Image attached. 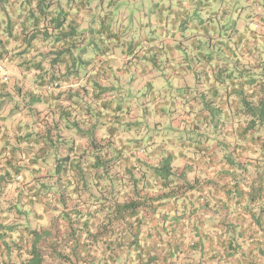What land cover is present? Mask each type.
I'll return each instance as SVG.
<instances>
[{
    "label": "trees",
    "instance_id": "16d2710c",
    "mask_svg": "<svg viewBox=\"0 0 264 264\" xmlns=\"http://www.w3.org/2000/svg\"><path fill=\"white\" fill-rule=\"evenodd\" d=\"M178 2L138 56L91 0H0V264H264V0L213 35Z\"/></svg>",
    "mask_w": 264,
    "mask_h": 264
},
{
    "label": "rangeland",
    "instance_id": "374dc122",
    "mask_svg": "<svg viewBox=\"0 0 264 264\" xmlns=\"http://www.w3.org/2000/svg\"><path fill=\"white\" fill-rule=\"evenodd\" d=\"M178 1H181L185 5L187 4V7L189 8L185 19V24L188 26L186 29L189 30L193 24H199L198 28H191L193 30V34H199V32L203 34V32L206 30L209 31V34L211 35L214 34V28L212 26L218 27V22L220 25H224L223 28L231 29V15L234 14L235 11H237L236 16L232 17V19H235L236 24L238 25V23H242V20L244 19V16L250 7H256L258 1L262 2V0H116L115 2H112V4H109V0H91L92 16L85 15L89 18V20L86 21L84 26L87 29H90V32L94 34V30H96L97 27V23L95 22H98L99 20L97 14L99 13V15L102 16L106 14L108 20L110 21V27L121 31V37L126 43L135 45L136 42H139L137 49H144L145 45L143 39L149 38L151 36H159V28L157 27V24L155 25L151 22V20H154V17L158 16V8L161 6V4L166 8L170 6V4L173 7H176L178 6ZM108 6H111L110 9H108ZM223 10H226V16L221 17ZM256 11H258V9ZM212 12L213 14L211 16L214 17L209 18ZM261 12H263L264 16V9H261ZM237 13H239V17H237ZM257 14L258 12L255 13V16ZM88 21L90 22L88 23ZM206 22L209 23V26L206 25ZM90 50L91 52L89 53L92 54V51L95 50V45H93ZM141 52L144 53V50ZM0 66L2 69H6L7 73L10 75H15V73L18 72L16 70L15 73H11V67L9 66L6 68L5 64L3 63H0ZM164 72L166 75L170 74L168 71ZM0 74H2V71H0ZM151 74L153 75V79L155 77V81L158 80V83L161 84V92L165 89L168 90L172 84L173 89H170L168 93H175L176 85H174L173 81L170 82V80L167 81L168 79H163L161 77L157 78V72H153ZM187 82L191 84V78H189ZM144 92L145 91H142L141 93L143 94ZM145 104H147V102ZM45 111L46 110L44 108L41 110L39 119L41 118L42 123L47 124V126L54 129V119L46 118L47 114ZM137 112L138 115L142 114L141 111L139 112V110ZM32 180V176L27 173V181L31 182ZM13 193L12 187H10L4 191L1 196L6 199L14 195ZM56 215V212L47 214L43 220V223L36 227L39 229L53 228L55 232V230L59 227V223L54 224ZM181 257L182 256H179V258ZM193 257L195 258V256Z\"/></svg>",
    "mask_w": 264,
    "mask_h": 264
},
{
    "label": "crops",
    "instance_id": "0c3cea01",
    "mask_svg": "<svg viewBox=\"0 0 264 264\" xmlns=\"http://www.w3.org/2000/svg\"><path fill=\"white\" fill-rule=\"evenodd\" d=\"M120 49H122V48H120ZM135 50H136V52H138L137 55L139 56L142 54L141 51L144 49H137V47H136ZM9 66L14 67L13 72H11V73H14L16 71L15 66L14 65H9ZM132 68H134V67H132ZM132 68H130V70H133ZM151 70H146L144 72L149 73V76L153 77V75L151 73H153L154 70H152V71ZM133 71H136V70H133ZM140 72H143V71L140 70ZM140 78H143V79H140ZM147 78L148 77H145V76L144 77L139 76V78L137 80H138V82L140 80L144 82V79L147 80ZM174 80L176 81L175 78H174ZM182 81L183 80L179 79L177 81V83L182 84ZM134 84H135V82H133V85ZM11 85H12V82L9 83V86L7 88H5L4 86H0V168L3 167V159H1V155H2L1 153H4V152L9 153L10 152L9 150L11 149V145L13 143V138L15 135H17L19 133V131H20L19 127L21 126V121L24 120V115H23L24 112L17 111L14 113L13 111H11L12 102L2 103L5 100L6 94H8V93L14 94L13 89L10 87Z\"/></svg>",
    "mask_w": 264,
    "mask_h": 264
},
{
    "label": "built area",
    "instance_id": "2783aa9c",
    "mask_svg": "<svg viewBox=\"0 0 264 264\" xmlns=\"http://www.w3.org/2000/svg\"><path fill=\"white\" fill-rule=\"evenodd\" d=\"M0 69H2L1 66H0Z\"/></svg>",
    "mask_w": 264,
    "mask_h": 264
}]
</instances>
